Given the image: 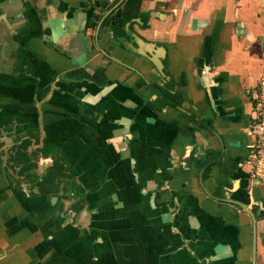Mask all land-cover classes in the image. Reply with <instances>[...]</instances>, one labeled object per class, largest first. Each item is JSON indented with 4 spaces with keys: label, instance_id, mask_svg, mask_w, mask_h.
<instances>
[{
    "label": "crops",
    "instance_id": "1",
    "mask_svg": "<svg viewBox=\"0 0 264 264\" xmlns=\"http://www.w3.org/2000/svg\"><path fill=\"white\" fill-rule=\"evenodd\" d=\"M263 72L264 0H0V264H264Z\"/></svg>",
    "mask_w": 264,
    "mask_h": 264
},
{
    "label": "built area",
    "instance_id": "2",
    "mask_svg": "<svg viewBox=\"0 0 264 264\" xmlns=\"http://www.w3.org/2000/svg\"><path fill=\"white\" fill-rule=\"evenodd\" d=\"M249 100L253 109V120L248 132L253 143L246 163L250 169L251 182L264 187V72L251 92Z\"/></svg>",
    "mask_w": 264,
    "mask_h": 264
},
{
    "label": "trees",
    "instance_id": "3",
    "mask_svg": "<svg viewBox=\"0 0 264 264\" xmlns=\"http://www.w3.org/2000/svg\"><path fill=\"white\" fill-rule=\"evenodd\" d=\"M102 72L97 73V75L94 76H85L88 80H96L98 83L105 84V78L99 79L100 76H102ZM67 77L70 78H80L77 73H71L67 74ZM14 133L13 126L6 127L4 129H0V141L11 137ZM15 148L10 147L9 149H5V143H0V166L3 168V170L9 174L11 177H13L17 182L23 183L24 182V176L26 173L31 172L36 169V164L29 159V157L21 158L14 155ZM217 162V161H216ZM215 163V160H211L208 162H202L199 158H196L194 153L190 155L188 158V165L194 166L200 171L203 170V180L206 179L210 173L211 166ZM63 177L71 178L70 176L63 175ZM58 181H61L60 178H58Z\"/></svg>",
    "mask_w": 264,
    "mask_h": 264
},
{
    "label": "flooded vegetation",
    "instance_id": "4",
    "mask_svg": "<svg viewBox=\"0 0 264 264\" xmlns=\"http://www.w3.org/2000/svg\"><path fill=\"white\" fill-rule=\"evenodd\" d=\"M12 137L13 136L8 137V138L5 137V139H3L1 141H3L4 143L8 142V141H10V139ZM3 142H1V143H3ZM10 147H14L15 150L17 149L15 146H10ZM9 148H6V146H5V149H9ZM29 159L32 160L31 158H29ZM32 161L37 166V163L34 160H32ZM68 203H70V204H69V207L67 209H65V205L64 204L61 205L60 212L62 214H66L68 216L67 218H69L72 221V223L77 222L78 219H80V217L83 216L82 214L85 211L88 212L87 211V201H86L85 197H82L80 199L69 200ZM84 216H86V215H84ZM84 216H83V218H84Z\"/></svg>",
    "mask_w": 264,
    "mask_h": 264
}]
</instances>
